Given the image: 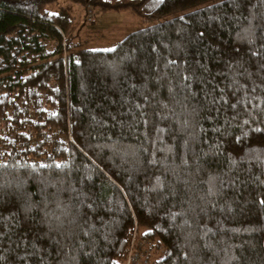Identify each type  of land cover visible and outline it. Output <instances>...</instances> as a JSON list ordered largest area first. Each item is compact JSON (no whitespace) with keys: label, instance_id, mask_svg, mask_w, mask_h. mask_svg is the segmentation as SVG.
<instances>
[{"label":"trees","instance_id":"obj_1","mask_svg":"<svg viewBox=\"0 0 264 264\" xmlns=\"http://www.w3.org/2000/svg\"><path fill=\"white\" fill-rule=\"evenodd\" d=\"M60 2L0 0V264H123L133 230L264 264V0H64L145 24L105 50Z\"/></svg>","mask_w":264,"mask_h":264},{"label":"rangeland","instance_id":"obj_2","mask_svg":"<svg viewBox=\"0 0 264 264\" xmlns=\"http://www.w3.org/2000/svg\"><path fill=\"white\" fill-rule=\"evenodd\" d=\"M60 5L68 7L73 17V31H75L72 36V41L77 44V48L92 50L110 49L115 46L128 31L145 25L138 21L136 16L128 10H121L118 12L126 14H118L116 13L117 11L115 12L112 10L99 11L97 7L92 6L94 20L86 22L83 18V6L64 2V0H61ZM136 237L135 235V238ZM136 240L139 243H144L142 240ZM145 241L144 245H146V248H149L151 243L150 240ZM148 260L150 261L151 259Z\"/></svg>","mask_w":264,"mask_h":264},{"label":"built area","instance_id":"obj_3","mask_svg":"<svg viewBox=\"0 0 264 264\" xmlns=\"http://www.w3.org/2000/svg\"><path fill=\"white\" fill-rule=\"evenodd\" d=\"M83 18L86 22H90L94 18V11L91 4L84 6ZM142 241L144 243L137 242L135 231L133 230L123 264H152L147 258L148 250L146 245H144L146 241Z\"/></svg>","mask_w":264,"mask_h":264},{"label":"crops","instance_id":"obj_4","mask_svg":"<svg viewBox=\"0 0 264 264\" xmlns=\"http://www.w3.org/2000/svg\"><path fill=\"white\" fill-rule=\"evenodd\" d=\"M116 12V11H115ZM119 11H117L116 13H118ZM118 14H126V13H118ZM94 20V19H93ZM133 20V19H132Z\"/></svg>","mask_w":264,"mask_h":264}]
</instances>
